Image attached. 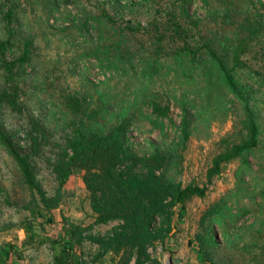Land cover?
<instances>
[{
  "label": "rangeland",
  "instance_id": "obj_1",
  "mask_svg": "<svg viewBox=\"0 0 264 264\" xmlns=\"http://www.w3.org/2000/svg\"><path fill=\"white\" fill-rule=\"evenodd\" d=\"M255 19L264 25V0H0V92L6 84L2 60H15L30 42L29 59L17 69L23 112L2 109L0 124L29 151L28 135L38 131L33 121L46 130L43 152L33 160L45 201L24 183L0 146V249L17 247L9 255L18 260L24 244L31 245L24 255L32 264H53L58 245L45 239L34 244L27 224L35 235L48 227V232L71 228L78 233L93 224L91 235L102 236L118 224L95 223L82 171L59 177L52 166L81 118L65 105V97L75 94L89 109L92 133L106 134L129 117L126 140L132 152L143 156L169 147L176 155V180L207 186L203 197L193 196L173 209V226L160 232L165 241L147 248L144 264H174L203 252L214 264H264V28L243 54L251 71L236 70L252 86L258 146L225 164L210 182L206 178L225 141L240 138L241 112L204 45L211 42L230 60L233 46L249 35ZM183 46L198 49L197 56L182 53ZM153 101L169 106L168 118L152 113ZM183 111L190 130L184 149L175 146ZM214 204L217 214L210 213ZM37 206L56 212L57 225L44 227ZM19 236L23 244L15 243ZM74 241L83 262L107 256L119 264L128 257L102 254L83 232ZM135 263L131 257L129 264Z\"/></svg>",
  "mask_w": 264,
  "mask_h": 264
},
{
  "label": "trees",
  "instance_id": "obj_2",
  "mask_svg": "<svg viewBox=\"0 0 264 264\" xmlns=\"http://www.w3.org/2000/svg\"><path fill=\"white\" fill-rule=\"evenodd\" d=\"M9 17V14H7ZM264 25L259 19H255L249 31V35L239 38L232 48L230 60H226L212 46L211 42L205 43L206 54L213 66L221 75L223 85L240 105L239 128L236 133L239 139L231 142L225 141L223 148L213 156L206 171L208 182L222 171L225 164L243 158L252 152L259 143L260 127L253 106V92L247 82H243L236 74V70L250 72L248 64L243 59V54L253 39L260 37ZM30 42H24L20 55L8 61L2 60L4 68V80L6 84L0 92V116L2 109H9L22 114L23 105L19 98V84L17 69L28 61L30 55ZM198 49L183 46L182 53L196 57ZM199 57V56H198ZM65 105L68 110L80 116L78 123L73 124L71 137L66 140L67 147H61L62 152L57 154L52 162L54 171L59 175L69 174L73 171L83 172V181L90 192L91 206L95 213V223H109L116 221L117 226L106 235H91L92 225L79 228L75 233L71 228L60 233L62 240L60 251L54 256L53 264H82L81 255L75 250L74 236L77 234H89L92 242L101 249L102 254L109 252L128 255L119 264H129L130 258L135 257V264H144L147 248L156 240L165 241L161 231L173 226V209L183 205L193 196L203 197L207 186L195 183L182 185L176 180L175 166L176 155L174 150L156 149L153 153L140 156L130 149L126 140L130 119L122 118L109 132L92 133L93 122L88 116L89 109L83 104L80 97L68 94L65 97ZM151 111L157 117L168 118L169 106L153 101ZM187 112L183 111L181 121V135L175 146L182 149L188 141L190 130ZM33 121L38 131H30L27 144L23 147L12 136L6 134L0 124V146L12 158L19 169L24 183L38 192L44 198L45 192L37 183L33 173V160L43 152L41 137L46 130ZM218 204L211 206L210 213H218ZM42 220L51 223L53 212L48 207H38ZM26 233L30 239L34 238L31 224H27ZM30 240V241H31ZM8 247V248H7ZM11 250V245H5L1 250ZM77 249V247H76ZM188 264H214L206 252L197 259H189Z\"/></svg>",
  "mask_w": 264,
  "mask_h": 264
},
{
  "label": "crops",
  "instance_id": "obj_3",
  "mask_svg": "<svg viewBox=\"0 0 264 264\" xmlns=\"http://www.w3.org/2000/svg\"><path fill=\"white\" fill-rule=\"evenodd\" d=\"M53 214H54V216H53V219L54 220L51 223H46L42 219L40 220L41 223H42V225L44 227L47 228V224L50 225V226H54L52 224L55 223V226L57 225L56 218H55V216H56L57 213L56 212H53ZM49 229H51V228L48 227L47 230H49ZM47 230H46V233H45V231L43 233H39L38 232V234L34 235V238H33L32 241H33L34 244H36L37 240L41 241V240L45 239L46 241L49 240L50 244H52L53 247H56V245H58V248H57L56 252H54V255H57L59 253V251H60L61 244H62V240L60 239L62 237V234H60V233H63V232H57L56 233L54 231H49L48 232ZM51 238H54V239L53 240H50ZM22 240H23L22 236H19V241H16L15 243H18L19 242V243L23 244V241ZM20 246L21 245H19V248H20ZM26 247H30V248H26ZM16 248L17 247H14L13 245H11V250L10 251L12 252ZM30 249H31V245L28 246L27 244H24V248H22V250H23L22 252H23L24 259L22 257V259H18V260L16 258L15 259H12V257L9 255V251H7L5 248L3 250L0 249V260H1V262H4V264L5 263L6 264H32L31 261L29 260L28 256L27 255L26 256L24 255V252H26L27 250L29 251ZM76 252L79 253L78 250ZM9 258H10V260H9ZM191 259H195V258H191ZM178 260H180V259H178ZM188 262H189V260L186 259L185 261H183V262L179 261V263H176V264H188ZM82 264H113V263L106 256V258H104V260H102L100 262L98 261V262H94V263H91V262L88 263L87 261H85V262L82 261Z\"/></svg>",
  "mask_w": 264,
  "mask_h": 264
},
{
  "label": "water",
  "instance_id": "obj_4",
  "mask_svg": "<svg viewBox=\"0 0 264 264\" xmlns=\"http://www.w3.org/2000/svg\"><path fill=\"white\" fill-rule=\"evenodd\" d=\"M179 261H180V260H178V259H174V260H173V263L176 264V263H179Z\"/></svg>",
  "mask_w": 264,
  "mask_h": 264
},
{
  "label": "built area",
  "instance_id": "obj_5",
  "mask_svg": "<svg viewBox=\"0 0 264 264\" xmlns=\"http://www.w3.org/2000/svg\"><path fill=\"white\" fill-rule=\"evenodd\" d=\"M165 264H171L170 261L168 260L167 262H165Z\"/></svg>",
  "mask_w": 264,
  "mask_h": 264
}]
</instances>
